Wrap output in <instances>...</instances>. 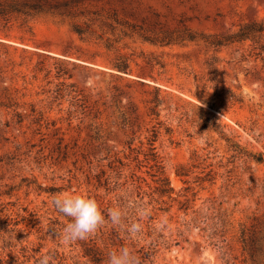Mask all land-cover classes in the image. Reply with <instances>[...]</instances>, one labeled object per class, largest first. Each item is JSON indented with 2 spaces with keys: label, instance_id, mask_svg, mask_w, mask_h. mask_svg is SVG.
<instances>
[{
  "label": "rangeland",
  "instance_id": "rangeland-1",
  "mask_svg": "<svg viewBox=\"0 0 264 264\" xmlns=\"http://www.w3.org/2000/svg\"><path fill=\"white\" fill-rule=\"evenodd\" d=\"M76 7L83 15L75 20H93L86 41L64 13L66 0H50V13L25 23L18 13L0 16V264H36L44 254L52 264H107L121 247L140 264H264V253L254 260L242 238L245 230L264 247V34L221 47L181 37L187 27L201 36L264 21V0H81ZM169 34L173 43L145 39ZM44 44L88 62L94 54L100 66L124 54L131 73L79 67L59 78L60 62L35 48ZM213 57L219 82L209 80ZM141 75L151 84L134 80ZM65 79L76 86L58 96ZM198 84L200 92L206 84L202 97ZM155 156L171 193L158 189ZM182 165L190 175H178ZM84 192L95 195L106 222L64 243L58 233L71 218L53 199ZM187 197L188 210L181 208ZM116 206L127 211L120 226L107 216ZM140 209L149 214L141 218ZM132 223L141 224L135 236Z\"/></svg>",
  "mask_w": 264,
  "mask_h": 264
},
{
  "label": "trees",
  "instance_id": "trees-1",
  "mask_svg": "<svg viewBox=\"0 0 264 264\" xmlns=\"http://www.w3.org/2000/svg\"><path fill=\"white\" fill-rule=\"evenodd\" d=\"M81 0H66V13L71 19H72V26L75 32H77L80 37L86 41L87 39L93 38L94 33L96 32L94 29L93 20H84V22H80L79 20H75V17H79L83 15V12H80V7H76L80 3ZM50 0H25L23 4H19L16 0H11L10 2H5L4 0H0V16L7 17L10 14L18 13L19 15H23L24 23L28 20L29 16H39L42 15V13H50ZM53 11V10H52ZM186 34H181L182 39H192V40H200L203 39L209 46H217L221 47L223 45L232 43V42H241L248 39H259L264 34V21L261 20H252L249 22H246L240 26V28L233 32L228 33H222V34H196L194 31L190 30L189 27H187V32H183ZM102 37V36H101ZM149 39L155 43L162 42V43H173L176 38H174L173 34H169L168 36L165 35L163 37L157 36L156 38H145ZM44 47L37 46L35 47L38 50H41L43 53L49 54L50 56L56 58L60 64L56 65L57 68V76L59 78L61 77H73L74 76V69L79 67H101L103 70H109L112 73L116 74L118 77H125L126 75H129L131 72L130 68V62L128 60V57L124 54L118 53L116 57L107 58L106 64L104 66L97 65L95 59L97 56L94 54H91L90 58L92 59L91 62H88V60H82V58H74V53H72L69 48L64 50L62 54L54 53L53 50L46 48L48 47L46 44L43 45ZM105 46L107 48V51L109 53H112V51H115L116 48H114V44L110 38H107L105 40ZM49 52V53H48ZM81 59V60H80ZM218 59L216 57H213L212 59L208 60V67L209 71L211 73L210 79L211 81H220L219 77V69L217 67L218 65ZM149 63L153 64H159L160 61L151 62ZM70 64H73V67L70 66ZM143 75H146L145 72ZM149 75L154 77V72H149ZM134 80L136 82H140L143 85H150L151 81L145 78V76H138L135 77ZM75 87V82H71L69 84L66 83V79L62 80L61 85L56 89L58 96L59 95H65L67 93H72V90L67 92V87ZM217 85H215L216 87ZM158 88L161 87L160 84L157 85ZM203 92L199 91L200 84H198L197 88V95L202 97L203 93L206 91V84L203 86ZM74 89V88H73ZM75 91V89L73 90ZM67 92V93H66ZM76 98L79 100V96L75 95ZM205 127L207 128H214L215 124L206 117L204 122ZM154 141V140H153ZM151 145H153V142H151ZM153 147V146H152ZM154 148V147H153ZM259 161H262V157L257 158ZM154 160L156 161V165H158V169L155 173L156 176H158V182L160 183L158 186V189L160 190L161 195H164L166 193H171L174 190V187L171 185L170 180L168 176L164 173V170L160 168L159 159L157 156L154 157ZM178 175L181 177L187 176L191 174L190 168H186V166L182 165L177 170ZM191 207V199L190 197H187L183 202L181 208H184L188 210ZM243 242H244V248L246 251H248L251 255V257L256 260L259 256L263 255L264 253V247L260 244H257L256 242V235H253L250 239H248L245 236V230L243 231Z\"/></svg>",
  "mask_w": 264,
  "mask_h": 264
},
{
  "label": "clouds",
  "instance_id": "clouds-1",
  "mask_svg": "<svg viewBox=\"0 0 264 264\" xmlns=\"http://www.w3.org/2000/svg\"><path fill=\"white\" fill-rule=\"evenodd\" d=\"M53 205L59 212L71 218V222L58 233L64 243L86 239L106 222L99 201L95 195L88 192L57 196L53 199ZM148 214L146 209L138 210L141 218ZM107 216L114 226H120L127 216V211L116 206L108 209ZM140 230L139 223H132L127 229L131 236H135ZM52 261V255L44 254L38 258L36 264H52ZM107 264H140V260L131 249L121 247L119 250L109 252Z\"/></svg>",
  "mask_w": 264,
  "mask_h": 264
}]
</instances>
